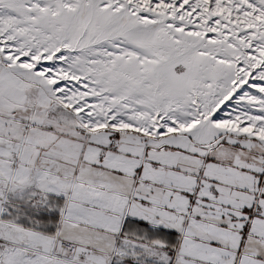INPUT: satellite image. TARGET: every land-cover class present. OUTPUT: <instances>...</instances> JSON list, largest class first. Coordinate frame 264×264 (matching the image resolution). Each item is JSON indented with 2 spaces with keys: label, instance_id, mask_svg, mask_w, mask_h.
<instances>
[{
  "label": "snow or ice",
  "instance_id": "snow-or-ice-1",
  "mask_svg": "<svg viewBox=\"0 0 264 264\" xmlns=\"http://www.w3.org/2000/svg\"><path fill=\"white\" fill-rule=\"evenodd\" d=\"M0 264H264V0H0Z\"/></svg>",
  "mask_w": 264,
  "mask_h": 264
}]
</instances>
